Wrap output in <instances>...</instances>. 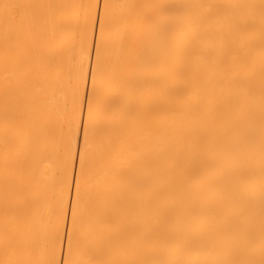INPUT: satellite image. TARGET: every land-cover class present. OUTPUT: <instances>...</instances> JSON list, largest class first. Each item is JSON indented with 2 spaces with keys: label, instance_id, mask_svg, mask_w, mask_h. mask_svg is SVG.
Returning a JSON list of instances; mask_svg holds the SVG:
<instances>
[{
  "label": "bare ground",
  "instance_id": "obj_1",
  "mask_svg": "<svg viewBox=\"0 0 264 264\" xmlns=\"http://www.w3.org/2000/svg\"><path fill=\"white\" fill-rule=\"evenodd\" d=\"M0 264H264V0H0Z\"/></svg>",
  "mask_w": 264,
  "mask_h": 264
}]
</instances>
